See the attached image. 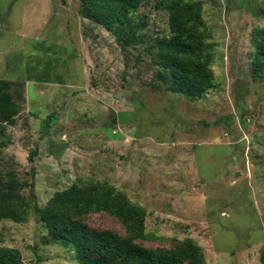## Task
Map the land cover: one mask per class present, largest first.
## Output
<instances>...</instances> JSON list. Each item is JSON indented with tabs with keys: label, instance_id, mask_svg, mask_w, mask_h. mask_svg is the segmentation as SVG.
I'll list each match as a JSON object with an SVG mask.
<instances>
[{
	"label": "rangeland",
	"instance_id": "374dc122",
	"mask_svg": "<svg viewBox=\"0 0 264 264\" xmlns=\"http://www.w3.org/2000/svg\"><path fill=\"white\" fill-rule=\"evenodd\" d=\"M186 1L201 2L213 44L215 85L193 99L158 76L167 0L134 11L144 35L126 49L82 16L81 0H0V78L20 106L0 124V171L42 207L79 180L107 182L146 209L137 244L192 239L202 264H264V69L254 77L252 63L264 0ZM82 219L128 235L106 211ZM2 246L19 248L21 264H79L33 210L0 219Z\"/></svg>",
	"mask_w": 264,
	"mask_h": 264
},
{
	"label": "trees",
	"instance_id": "16d2710c",
	"mask_svg": "<svg viewBox=\"0 0 264 264\" xmlns=\"http://www.w3.org/2000/svg\"><path fill=\"white\" fill-rule=\"evenodd\" d=\"M145 0H81L80 12L110 31L122 49L143 38L145 24L135 18ZM168 26L171 36L158 38L153 44L161 69L159 78L166 90L193 99L213 87L210 68L213 44L199 1L167 0ZM262 34V30H257ZM258 45V40L255 38ZM253 58V76L264 69V33ZM159 79V80H160ZM9 80L0 78V124L13 123L20 106L11 91ZM1 127V126H0ZM0 130H3L0 128ZM6 144L0 139L1 148ZM33 151V155L36 154ZM33 160V156H30ZM34 175V172H33ZM23 182L13 170L0 171V219L24 222L31 211L45 223L51 240L69 244L76 251L79 264H202L204 254L192 239L173 248H149L135 240L144 234L146 209L104 181L79 180L57 191L45 206L22 193ZM106 211L118 218L128 231L123 236L109 229H91L83 217L91 212ZM21 251L0 247V264H21Z\"/></svg>",
	"mask_w": 264,
	"mask_h": 264
}]
</instances>
